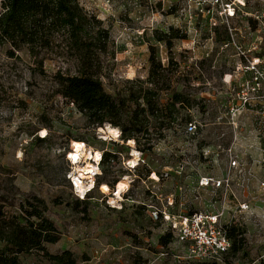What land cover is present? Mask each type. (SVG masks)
I'll return each mask as SVG.
<instances>
[{"label":"rangeland","instance_id":"rangeland-1","mask_svg":"<svg viewBox=\"0 0 264 264\" xmlns=\"http://www.w3.org/2000/svg\"><path fill=\"white\" fill-rule=\"evenodd\" d=\"M79 1L110 30L96 69L109 93L138 92L155 45L164 67L161 105L181 92L193 106L177 104L171 122L162 111L157 120L141 118L149 133H140L138 143L124 140L120 127L114 139L106 129L115 126L90 124L58 93L55 75L78 72L63 46L44 52L40 67L28 50L12 54L0 45V199L7 212L29 195L45 199L46 215L62 234L46 248L72 251L77 264H203L190 260L174 236L161 243L168 223L153 219L145 205L160 206L172 196L175 212L224 210L229 226L245 230L242 251L230 262L264 264V0H235L239 7L230 18L213 0ZM172 28L186 37L169 48L155 35ZM186 114L196 125L192 132ZM73 142L117 154L96 176L107 181L108 192L96 183L85 199L74 193L67 157ZM89 163L84 168L91 170ZM205 176L229 178L230 185H200ZM119 182L130 188L121 198L113 194ZM20 257L25 264H52L40 251Z\"/></svg>","mask_w":264,"mask_h":264},{"label":"trees","instance_id":"trees-1","mask_svg":"<svg viewBox=\"0 0 264 264\" xmlns=\"http://www.w3.org/2000/svg\"><path fill=\"white\" fill-rule=\"evenodd\" d=\"M172 31H157L155 37L158 41H166L171 48L173 39L186 37L177 29L172 28ZM230 38L227 34L226 40L230 41ZM109 40V28L103 25L102 20L89 14L79 0H0V45L8 44L12 54L13 50H28L38 59L40 67L44 64L40 58L44 52L63 46L65 52L74 57L78 72L73 75L58 72L55 75L58 93L74 103L90 124L100 127L109 123L120 127L124 140L133 143L134 139L138 143L140 133H149V124L141 118L157 120L162 111L169 112L166 118L171 122L176 105L189 110L193 106L192 99L175 92L171 103L161 105L160 92L165 88L159 86V81L164 67L155 45H150L149 74L146 80H139L138 92L109 93L96 74L100 55L107 52ZM183 118L187 124L191 116L186 114ZM39 141H44V138H39ZM116 157L115 152L105 151L102 165ZM104 182L107 181L101 176L96 180L98 185ZM88 201L84 200L87 205ZM7 203L0 199V264H25L20 256L34 251L42 252L52 264H77L72 251L51 253L46 248L48 243H57L62 234L46 215L48 205L45 199L29 195L14 212H7ZM10 205L14 206L13 203ZM227 230L232 247L226 259L231 263L229 257L242 251L245 230L234 225H228ZM172 237L169 232L161 237V243L167 245Z\"/></svg>","mask_w":264,"mask_h":264},{"label":"built area","instance_id":"built-area-1","mask_svg":"<svg viewBox=\"0 0 264 264\" xmlns=\"http://www.w3.org/2000/svg\"><path fill=\"white\" fill-rule=\"evenodd\" d=\"M236 1L241 3L240 0ZM236 1L232 0L225 3L223 0H213L212 5L220 6L221 4H224V14L227 18H230L236 15V9L239 7ZM207 8L209 11L208 13H210L211 7ZM195 129L196 125L190 122L188 124V131L192 132ZM120 136L121 132L119 136L114 137V139L120 138ZM73 149L74 148L71 147L72 151ZM72 151L67 155L72 165V169L68 174V179L74 189V193L81 199H85L96 187V176L100 174V166L102 165L104 151H99L100 156H96L97 151L88 150V152H91L94 156L92 157L91 155L88 159H85L84 156L78 158V160H74V158L71 157ZM88 162L92 165L90 172L84 170V167L88 165ZM236 163L237 161L234 160L232 165L235 166ZM136 166L131 167L135 168ZM200 185H212L215 188L224 186L229 187L230 179L216 180L213 177L205 176L201 178ZM129 189L130 188H127L126 191H129ZM114 190L113 194L117 197V191ZM159 201L162 200L159 199ZM145 206L148 208V212H150L153 219L168 223L169 231L172 233L176 241L185 249L187 257L190 260L208 262L211 264H227L226 258L231 251L232 240L228 235V224L225 222L226 220H224V210L175 212L174 209L176 207L172 196L168 197L167 201L160 204V206L149 204H146Z\"/></svg>","mask_w":264,"mask_h":264},{"label":"bare ground","instance_id":"bare-ground-1","mask_svg":"<svg viewBox=\"0 0 264 264\" xmlns=\"http://www.w3.org/2000/svg\"><path fill=\"white\" fill-rule=\"evenodd\" d=\"M106 131L114 136V137H117L119 136L120 134V130L116 127H112V126H108ZM46 135V134H45ZM44 135V136H45ZM73 151L71 153V157L74 158V160H78V158H82L83 156H86V158H90L91 155L92 157L94 156V154H92L91 152H88V150L86 149V145L83 144L82 142H76L74 144V147H73ZM96 156H100V153L97 152ZM130 163H132L133 165L132 166H135L137 165V161L136 160H132ZM84 170L86 172H90V169L89 168H84ZM156 174V173H155ZM88 178V177H87ZM127 188V185L126 183L124 182H119L118 185H117V188L115 191H117V196L120 197L121 196V193ZM101 190L103 192H108L109 190V186L107 184H102L101 186Z\"/></svg>","mask_w":264,"mask_h":264}]
</instances>
